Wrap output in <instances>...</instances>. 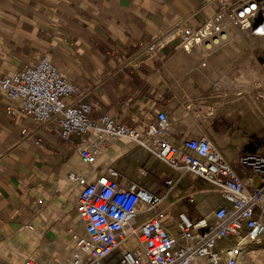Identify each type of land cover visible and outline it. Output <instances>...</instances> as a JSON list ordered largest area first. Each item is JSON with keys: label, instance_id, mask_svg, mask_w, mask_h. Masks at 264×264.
Listing matches in <instances>:
<instances>
[{"label": "crops", "instance_id": "crops-1", "mask_svg": "<svg viewBox=\"0 0 264 264\" xmlns=\"http://www.w3.org/2000/svg\"><path fill=\"white\" fill-rule=\"evenodd\" d=\"M228 1L232 8L257 3L253 28L264 31V0ZM222 8L220 0H0V80L46 54L87 90L83 100L97 108L93 119L106 114L144 130L164 110L173 123L172 143L207 137L246 181L252 173L240 157L264 153L258 138L264 113L250 100L233 102V76L264 61V46H256L264 36L229 24L219 45H195L191 51L184 50L181 37L184 27L196 29ZM20 109L0 88V264L71 258L86 223L76 209L82 186L68 180L70 172L93 182L115 168L122 186L135 181L165 194L173 212L208 215L225 203L213 184L175 172L124 138L87 165L77 150L79 137L66 142L56 124L40 125ZM153 164L162 167L165 182L176 181L164 193L144 180Z\"/></svg>", "mask_w": 264, "mask_h": 264}, {"label": "built area", "instance_id": "built-area-1", "mask_svg": "<svg viewBox=\"0 0 264 264\" xmlns=\"http://www.w3.org/2000/svg\"><path fill=\"white\" fill-rule=\"evenodd\" d=\"M220 2L223 8L200 27H184L185 51L195 45H219L227 38L229 24L264 35L253 28L257 3L232 8L228 0ZM148 49L154 50L155 44ZM0 88L10 102L20 104L21 113L31 115L40 125L56 124L66 142L79 137L77 150L87 165L95 164L109 143L124 138L148 149L175 172L191 173L213 184L225 202L208 215L193 216L173 212L165 194L149 191L135 181L122 186L115 168H108L93 182L70 172L68 180L82 186L76 209L86 223V234L77 239L71 258L59 264H197L199 259L209 264H240L247 247L261 244L264 153L240 157L241 165L253 175L245 181L207 137L188 138L181 145L172 143L173 123L164 110L157 111L144 130L106 114L93 119L91 114L97 108L83 100L87 90L78 88L46 54L3 76ZM254 175L260 176L261 182L249 190ZM175 184L173 179L166 181L168 187ZM23 264L42 262L27 259Z\"/></svg>", "mask_w": 264, "mask_h": 264}, {"label": "rangeland", "instance_id": "rangeland-1", "mask_svg": "<svg viewBox=\"0 0 264 264\" xmlns=\"http://www.w3.org/2000/svg\"><path fill=\"white\" fill-rule=\"evenodd\" d=\"M260 41L257 42L256 46H264V43L261 44ZM233 89V102L235 104L238 105L240 103L245 102L246 100H250L253 105L256 104L254 107L257 108V111H261L260 115H263L262 113H264V61L262 60L261 64L257 65L255 68L248 69V72L245 70H239L236 74H234ZM238 92L243 93V99H240L241 97L237 96ZM239 116H241L240 113L236 114L234 118L230 119L231 123L236 124V120H238ZM258 138L263 140L264 143V130L258 133ZM148 169L149 173L144 177V180L146 182L155 183L158 187L156 189V192L164 193L166 190L165 188L167 186L165 180L162 179L160 176V173L162 172V167L160 165L153 164L151 165V167H148ZM184 181L187 182V180ZM260 182L261 178L260 176H257L254 180V186H258ZM191 207L193 206L191 205ZM253 247L257 249V252L264 253V236L261 237V244L254 245ZM260 261L261 264H264V258H262V260ZM240 264H247V262L244 260L241 261Z\"/></svg>", "mask_w": 264, "mask_h": 264}, {"label": "bare ground", "instance_id": "bare-ground-1", "mask_svg": "<svg viewBox=\"0 0 264 264\" xmlns=\"http://www.w3.org/2000/svg\"><path fill=\"white\" fill-rule=\"evenodd\" d=\"M242 95H243L242 92L237 93V96L241 97L240 99H243ZM263 236H264V232L261 235V237H263ZM253 246L254 245H250L249 247L246 248L245 256H244L242 261L245 260L247 262V264H261L260 260H262V258H264V253L257 252V249H255V247H253ZM197 264H209V263L205 259H199V260H197Z\"/></svg>", "mask_w": 264, "mask_h": 264}]
</instances>
